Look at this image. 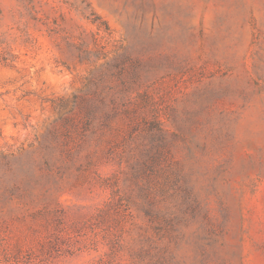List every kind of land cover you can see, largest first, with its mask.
<instances>
[{"label": "rangeland", "instance_id": "obj_1", "mask_svg": "<svg viewBox=\"0 0 264 264\" xmlns=\"http://www.w3.org/2000/svg\"><path fill=\"white\" fill-rule=\"evenodd\" d=\"M0 264H264V0H0Z\"/></svg>", "mask_w": 264, "mask_h": 264}]
</instances>
